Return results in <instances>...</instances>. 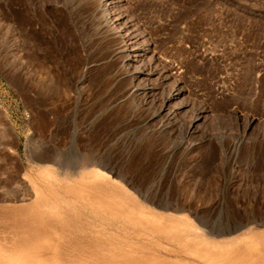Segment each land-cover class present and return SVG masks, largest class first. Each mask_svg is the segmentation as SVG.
I'll return each instance as SVG.
<instances>
[{"label": "rangeland", "instance_id": "rangeland-1", "mask_svg": "<svg viewBox=\"0 0 264 264\" xmlns=\"http://www.w3.org/2000/svg\"><path fill=\"white\" fill-rule=\"evenodd\" d=\"M96 1L0 0V239L29 231L9 210L47 168L70 175L49 182L79 186L93 158L122 210L183 223L151 232L113 216L123 264H209L184 252L202 238L190 223L264 248V0H109V12ZM125 35L148 47L138 77ZM173 84L181 96L165 102ZM71 217L58 228L85 225Z\"/></svg>", "mask_w": 264, "mask_h": 264}, {"label": "bare ground", "instance_id": "bare-ground-1", "mask_svg": "<svg viewBox=\"0 0 264 264\" xmlns=\"http://www.w3.org/2000/svg\"><path fill=\"white\" fill-rule=\"evenodd\" d=\"M97 1L101 2V4L106 7L108 12L112 10L111 1ZM107 19L110 21V28L113 26L112 29H118L119 25L116 22L115 18H113L112 16H107ZM122 27L124 28V26ZM125 37V56L126 58H132L131 60L135 62V64L132 65L127 64V69H129L128 71L133 72V74L138 77L142 71L148 70L147 58L148 56H150L147 55L148 47L143 48V45L137 42V37L135 36V38L127 35H125ZM121 42H123L122 39ZM125 43L123 42L122 44ZM181 93L182 90L179 87L174 86L173 84V89H171L168 95L164 97V101H173ZM49 160L51 164L54 165V161L52 159ZM84 161L85 163L81 167H79L78 173H87V179L78 178V180L81 182L79 186H72L69 183L64 182L53 184L46 180V178H48L49 176L56 178L60 174H63L65 176L63 177L64 179L70 177L68 172H64L56 166L55 171L53 169L47 168L44 171V175L42 174V177H38V181H34L31 184L29 183L30 188H26L27 191L25 192V194L28 196H31V194L33 195L31 201L19 206H12V208H10L9 210L11 216H18V218L20 219V227L29 229V231L25 232L23 238L17 235L19 238L10 239L8 237L9 239H7L6 237L3 238V240L0 239V264H123L120 260L121 255L117 254L115 250L112 249L111 231L113 230V228L110 231V224L111 218L113 216L116 217V215H120V218L128 220L133 224H138L139 226L144 227L146 226L151 232L155 231L154 229L164 231L166 233H170L172 231H180V226L183 225V223L179 221V219H176V223L168 222L166 223V225H164L165 223H163L160 218L155 217L156 215L154 216L150 212L140 211L137 214L135 213L136 215H134L132 214V210H122L127 208H125V206L123 207L120 201H116V199H114L115 194L111 190V185L117 180L114 181V179L109 176V172L107 173L104 170L98 168V166L95 165L96 162L93 160V158H85ZM102 168L106 169V167L104 166ZM44 176L45 178H43ZM119 186L124 191H126V189H124L122 185ZM82 213L84 215H82ZM80 215L85 216V225L84 221H81L82 223L78 222L76 226H72L74 229H68V233H66V231L63 232L60 228H58V223H61L66 227H71V225H69L70 221H68V216L76 217V220L74 221H77L79 219L78 217H81ZM129 216H135V218H131ZM65 218H68V220ZM14 220L16 222V218ZM115 221L116 220H114V224ZM199 224L201 223L199 222ZM190 226L194 227V229H197L200 233H202V238L195 241L194 248H188L184 251L185 253L192 254L194 255V257L197 256L198 258L205 262H208L209 264H264V248H262V246L258 243V241L256 240L257 238L255 239V235L251 234L249 236L239 238V240L243 241V249L237 250V248L232 247L231 244H221L220 241L216 242L208 239L211 238L208 237L209 231L204 230L203 227L201 229L199 226L192 225L191 223ZM245 226L246 224H244L243 222V224H238L235 227H237L238 229ZM77 231L78 234L80 232L81 236H83L86 244H82L80 241L78 242L77 240H75V233ZM230 231L232 230H229L228 232ZM127 232L129 233L130 231ZM134 234L138 235V233ZM13 235H15V233ZM210 235H212V233ZM5 236H7V234ZM131 236H133V234H131ZM126 241L128 240H125V242ZM77 242L79 244H77ZM183 242L185 245H190L188 243V238H184ZM114 243L116 244V242ZM76 245L78 246L76 247ZM121 249L123 250V248ZM196 261L197 260H195V264ZM180 262H177V264H184Z\"/></svg>", "mask_w": 264, "mask_h": 264}]
</instances>
